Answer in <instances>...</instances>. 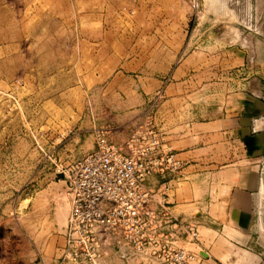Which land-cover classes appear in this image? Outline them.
Segmentation results:
<instances>
[{
  "label": "rangeland",
  "instance_id": "374dc122",
  "mask_svg": "<svg viewBox=\"0 0 264 264\" xmlns=\"http://www.w3.org/2000/svg\"><path fill=\"white\" fill-rule=\"evenodd\" d=\"M253 90L264 103V0H0V264H264V144L240 148L263 184L240 233L221 229L205 176L176 215L170 169L146 182L153 218L67 237L74 163L109 146L154 165Z\"/></svg>",
  "mask_w": 264,
  "mask_h": 264
},
{
  "label": "crops",
  "instance_id": "0c3cea01",
  "mask_svg": "<svg viewBox=\"0 0 264 264\" xmlns=\"http://www.w3.org/2000/svg\"><path fill=\"white\" fill-rule=\"evenodd\" d=\"M231 99L232 104L226 113L222 112L216 120L195 125L183 139L187 147L176 154L177 159L183 162L184 167L179 173L182 178L177 188L166 193L173 212L179 216L201 204L197 201V187L201 176H205L210 188H215L211 193L207 188L206 195L213 200L206 204L219 210L221 229L240 233L241 220L251 214L257 197L263 191L260 159L255 154L252 157L240 156V148L247 147L252 153L259 154L264 144L261 119L264 103L254 90L251 95L237 93ZM214 148L228 149L232 155L218 158L199 156L202 149L206 154ZM245 165L249 167L245 168ZM186 187L190 188L188 192L183 190Z\"/></svg>",
  "mask_w": 264,
  "mask_h": 264
},
{
  "label": "built area",
  "instance_id": "2783aa9c",
  "mask_svg": "<svg viewBox=\"0 0 264 264\" xmlns=\"http://www.w3.org/2000/svg\"><path fill=\"white\" fill-rule=\"evenodd\" d=\"M129 145L131 149L133 145ZM145 153L142 150L137 155L125 154L104 146L73 164L67 176L73 202L67 228L70 244L85 243L95 237L98 229L133 228L148 217H154L155 213L149 212L147 207L151 197L145 187L148 178L156 171L181 172L184 166L170 150L161 153L160 161L154 165L145 159ZM167 215L164 207L161 216L168 218ZM190 258L181 254L172 264H185Z\"/></svg>",
  "mask_w": 264,
  "mask_h": 264
}]
</instances>
